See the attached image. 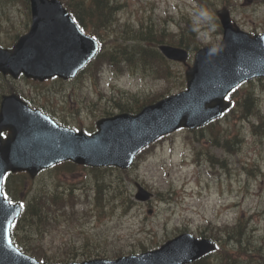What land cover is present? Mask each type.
Wrapping results in <instances>:
<instances>
[{
	"label": "rangeland",
	"instance_id": "374dc122",
	"mask_svg": "<svg viewBox=\"0 0 264 264\" xmlns=\"http://www.w3.org/2000/svg\"><path fill=\"white\" fill-rule=\"evenodd\" d=\"M107 1L109 0H100L102 3H107ZM214 1L220 4V0ZM228 1L229 3L225 1L224 3L226 7H229L231 15L238 25L240 24L245 29L264 30V0H257V6H254L253 1L249 0ZM8 3L9 0H0V15L9 19V28L4 23L0 24V46L5 47L12 45L10 43L14 33L10 29L13 28V24L21 25L23 32L26 21L23 9L17 7L15 3ZM112 3L116 6L117 11L115 15H107V21L101 19L102 16H106L105 11L98 14L91 4L87 11L84 6L82 7H84L83 18L91 19L93 23L99 25L100 30L106 28L115 31L116 29L117 32L102 35L113 48L118 49L117 42L114 41L116 38L127 35L122 25H110L108 22L115 16L119 17L121 23L125 25L134 22V26H137L139 19H142L147 27H152L149 32L150 36L146 33L139 36L142 38L149 36L147 39H133L144 48L148 47L149 43L151 44V39L156 35L173 41L183 35L186 36V34L182 35L180 31L182 32L183 28L187 27L188 20L195 25V30L204 43L216 44L221 40L220 31L213 27L214 20L211 10L204 11L194 3V0H112ZM9 7H13V10L9 11ZM170 32L177 33V35L171 38L168 35ZM111 36L112 39L108 38ZM129 47L127 45L121 49V53L129 52ZM142 52L145 51L142 50ZM188 62L191 64L192 61ZM172 68L174 73L179 76L177 85L172 83L170 87H165L167 86L166 82L155 81L146 74H138L132 70V72L119 75V77L106 72L99 79V91L104 92L107 96L114 95V100H117V95L120 94L117 91L112 94L113 88L110 86H114L117 90L118 87L125 89L141 99H143V95L158 97L182 91L185 87L184 83L180 86L182 73L184 75L186 68L180 64L172 65ZM173 71L171 70V72ZM247 89L257 91L259 104L264 113V80L256 79L252 85L249 83L241 86L233 95L231 94V97L241 96ZM85 91L89 93L88 88H85ZM85 91L81 93L86 94ZM90 96L95 99L99 97L98 94ZM75 98L77 99L75 105L68 100L65 101V104L70 105L72 112L81 111L84 107L83 97ZM107 99L108 97H105L102 103H105ZM123 100L126 101L127 98ZM106 106L107 104H105ZM84 114L83 117H71L67 122L72 126L73 123L81 122L84 124V128H88L91 119H89V113ZM231 117L232 115L229 113L222 118V127L226 125L228 119L233 121ZM242 134L245 138L240 153H229V173L219 172L208 167V164L197 163L192 147L187 141L188 132L186 131L170 135L149 152L150 156L147 158L143 156L138 160L136 165L138 176L153 193L154 198L149 206L145 205V208L141 206L140 209L137 206V209L122 221V231L124 234L127 232V236H131L133 244L143 241L148 249H154L166 239L183 232L198 237L196 232L201 230L208 221L218 225L231 224L240 217L249 222L250 233L246 240L252 245L256 243L261 249L264 263V140L261 141L250 136L247 128L242 130ZM207 147L208 144L202 143L204 152ZM211 170L214 172L211 173ZM247 171H251V173H247ZM88 173L83 172L80 175L85 178ZM66 182H71L70 178H67ZM158 195H162L167 201H160ZM148 209L153 211L150 216L146 214ZM17 237L21 242L27 241L29 244V240L34 236L31 229H26L25 233L18 232ZM59 242V236L55 235L47 237L44 243L36 240L34 246L40 251L58 258L60 255L55 249ZM213 262L215 263V261Z\"/></svg>",
	"mask_w": 264,
	"mask_h": 264
},
{
	"label": "water",
	"instance_id": "95a60500",
	"mask_svg": "<svg viewBox=\"0 0 264 264\" xmlns=\"http://www.w3.org/2000/svg\"><path fill=\"white\" fill-rule=\"evenodd\" d=\"M30 1L33 14L31 32L35 29H44L54 34L61 33V29L55 31L52 28L56 27L74 33L72 26L68 22L69 19L66 12L61 9L58 3L46 0ZM223 13L221 12L222 15H220L223 27V40L216 47H206L197 52L193 66L186 72L187 91L144 108L136 117L127 118L129 123H131L133 135L138 138L132 139L131 145L133 147H139L143 142L147 144L158 136L180 127L194 128L208 123L229 107L228 104L223 103V96L238 82L257 76L264 77V43L258 38H252L248 34L239 32L236 27L230 24L228 14L224 13L223 15ZM58 18L59 24L57 22ZM61 24L64 26H60ZM31 32L29 35L32 36L22 38L14 51H0V72H12L5 67L11 61L15 67L29 68V71L33 68H44L41 71L43 74L46 70L53 67L62 69L67 61L70 64L72 57H68V59L60 58L58 56L60 51L67 49L68 53L71 52L75 56L79 55L77 53L78 50L72 44V37L68 42L65 40L54 42L46 38V33L44 35H33ZM84 38L82 35L76 37V40L79 41L77 47L80 49ZM20 43L22 44L20 45ZM89 50L90 47L88 46L86 50H83L84 54H87ZM161 51L168 59L175 61L184 62L187 57L186 52L180 49L161 47ZM13 52H16V54L14 55ZM9 99L10 97L3 98L0 116L5 114L14 118L18 116L26 117L34 124L30 125V128L38 131V120L26 116V110L21 103L17 106V113L13 112L16 110L15 108L12 112L6 110L12 106V103L8 104ZM13 99L16 98L13 97ZM154 117L155 120L151 122L150 119H154ZM158 117L162 121L167 122H161L162 125L161 123L158 124ZM157 124L161 125V127ZM44 130L46 129L44 128ZM40 131L42 132L41 128ZM48 133L53 136L60 135L62 138H55L51 141L48 138ZM44 135L46 137L45 140L35 134L34 143L28 152L29 161H36L50 150L53 151L55 149H59L60 154H69L70 145L79 143L80 153L77 156H66L67 158L84 163L89 162L90 164L100 162L98 160L100 158L98 152H83L95 147L94 138L78 142H70V140L66 142L68 135L64 133L49 130ZM52 144L57 145L53 148ZM56 157H59V155H56ZM43 158L52 160L47 157ZM45 163L52 164L53 162L42 160V163L38 164L37 167H42V164ZM28 169L31 170L33 168L30 166ZM147 197L148 195L145 196V198ZM8 226L9 222L0 220V264H35L31 260L20 256L10 246ZM184 241L185 255L180 256L171 251L168 252L169 250L167 249H173ZM212 249L213 246L207 241L200 242L188 236H181L164 247L162 251L167 250L166 254L160 256L159 259H155L153 264L190 262Z\"/></svg>",
	"mask_w": 264,
	"mask_h": 264
},
{
	"label": "trees",
	"instance_id": "16d2710c",
	"mask_svg": "<svg viewBox=\"0 0 264 264\" xmlns=\"http://www.w3.org/2000/svg\"><path fill=\"white\" fill-rule=\"evenodd\" d=\"M92 1V2H91ZM94 1L97 0H72L70 3H68V8L69 10L74 14V17H76L77 21L79 22V24L81 26H84V20H83V16H84V7L85 10H89L90 9V4L93 5ZM203 1V0H201ZM97 3L99 4L100 1L98 0ZM67 5V3L65 4ZM84 6V7H82ZM89 7V8H88ZM106 12V16L103 17L101 19H107V15H109L111 8H109L107 6V3H101L96 7V12L98 14H100V12ZM150 35V34H149ZM164 37H159L158 35L154 36L151 39V42L154 41H163ZM174 42L176 43L175 45H179L182 46L184 48H187L189 50H193L196 49L198 47V43H196L194 41V39L190 36H181L179 37L177 40H174ZM138 46V45H135ZM130 46L129 49L130 51L127 53H121V50L118 52V54H120V56H118V59L116 62L113 63V68L115 69H119V67L122 65V62L126 63V64H134V65H138L140 62H146L147 59L145 58V52H142V50L137 47ZM123 49V48H122ZM122 58V59H121ZM149 62H156V64L160 67L161 71L166 75L167 79L170 75V67L169 65L162 61L159 60V56H156L155 59L154 58H150L149 57ZM253 96L251 93H248L244 99H242L241 102H237V109H232L230 111L231 115H232V119L236 121L231 122L229 120H227L229 123L235 125L237 120H247V118L250 115H254L258 118L257 120V125H254L251 121L247 120L250 124V131L251 134L257 137H263L264 136V117L259 116L257 113H253V109H256L254 107V101L252 100ZM156 99V98H155ZM136 109H138V107L136 106ZM252 115V116H253ZM215 128L209 127L207 128L204 132L203 129L198 130L199 131V135L198 131H195L193 134L195 135L193 137L194 140H198L199 139H205L207 140L208 144L210 147L212 146H221L222 149L227 152V153H235L237 151H239V149L241 148V142L242 139L238 138L237 136L232 137L230 140L228 139H224V137H221L222 134H220V129L221 128L218 124L214 126ZM223 138V139H221ZM210 161L215 162V163H220L219 165L224 166V162H219L218 159H214L213 157H209L208 158ZM41 204H34V207L39 206L41 211H45V206L42 204V206H40ZM36 214L33 210V208L30 209V207L27 208L26 212H25V216L22 219L21 223H25L26 219H31L33 218L32 215ZM246 223L241 220H239L237 222L236 225L232 226V227H227L224 226L220 229L217 230V234H227V236L229 238L233 239L234 244V250L237 251V254H234L235 256L237 255H241L242 253H244L245 255L247 253H249L250 255L253 256V260H255V258L257 256L258 260H261V256H260V252L256 251V248L254 246H251L249 244V242L246 240L245 235H247L246 232ZM27 251L30 253H33V250L27 248ZM256 252V253H255ZM195 264H203V263H195ZM222 264H249L248 261H241L240 259H226L223 260Z\"/></svg>",
	"mask_w": 264,
	"mask_h": 264
},
{
	"label": "snow or ice",
	"instance_id": "6c2138e0",
	"mask_svg": "<svg viewBox=\"0 0 264 264\" xmlns=\"http://www.w3.org/2000/svg\"><path fill=\"white\" fill-rule=\"evenodd\" d=\"M5 199H7V197H5ZM9 203H11V201H9Z\"/></svg>",
	"mask_w": 264,
	"mask_h": 264
}]
</instances>
